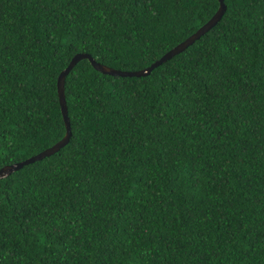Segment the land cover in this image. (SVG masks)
I'll return each instance as SVG.
<instances>
[{"label":"trees","instance_id":"obj_1","mask_svg":"<svg viewBox=\"0 0 264 264\" xmlns=\"http://www.w3.org/2000/svg\"><path fill=\"white\" fill-rule=\"evenodd\" d=\"M141 76L80 60L72 135L0 177V264H264V0ZM219 0H0V169L66 134L77 53L147 69Z\"/></svg>","mask_w":264,"mask_h":264},{"label":"water","instance_id":"obj_2","mask_svg":"<svg viewBox=\"0 0 264 264\" xmlns=\"http://www.w3.org/2000/svg\"><path fill=\"white\" fill-rule=\"evenodd\" d=\"M220 6L217 12L213 15V17L205 23L202 27H200L197 32L192 34L190 37H188L185 41L181 42L180 44L176 45L173 49L165 53L160 59H158L155 63H153L151 66H149L147 69H142L138 71H122L115 69L113 67L104 65L100 62H98L91 54L88 53H77L73 59L71 60L70 64L63 70L58 76V93H59V99L61 104V110L63 114V118L66 125V134L64 137L53 144L52 146L46 148L45 150L23 160L17 163L8 164L3 166L0 169V177H4L20 168H22L24 165L33 163L37 160L43 159L46 156H49L58 150H60L62 147H64L70 140L72 135V129H71V122L68 114V106H67V100H66V77L68 73L71 71V69L83 58H88L93 66L98 69L99 71L107 74L112 75H122V76H141L148 74L155 66L161 64L162 62L170 59L175 54L182 51L186 46L193 43L195 40L199 39L204 33H206L211 27H213L219 19H221L222 15L224 14L226 10V4L224 0H219Z\"/></svg>","mask_w":264,"mask_h":264}]
</instances>
